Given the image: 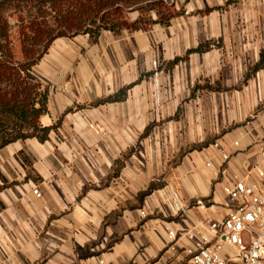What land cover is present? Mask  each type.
Instances as JSON below:
<instances>
[{"label": "crops", "instance_id": "1", "mask_svg": "<svg viewBox=\"0 0 264 264\" xmlns=\"http://www.w3.org/2000/svg\"><path fill=\"white\" fill-rule=\"evenodd\" d=\"M163 7L167 24L57 36L33 66L48 96L41 123L57 127L0 149V264H175L192 242L169 250V231L225 216L230 181L261 180L264 0ZM141 15L160 12H124ZM124 88L123 100L95 104Z\"/></svg>", "mask_w": 264, "mask_h": 264}, {"label": "trees", "instance_id": "2", "mask_svg": "<svg viewBox=\"0 0 264 264\" xmlns=\"http://www.w3.org/2000/svg\"><path fill=\"white\" fill-rule=\"evenodd\" d=\"M29 1L35 3H56L62 4L66 0H0V15L13 9H20L26 6ZM76 3V10L73 13L72 32H89L98 34L102 28L117 29L128 27L131 29L139 28L141 24L155 22L167 24L170 15L162 12L164 0H73ZM134 7L139 10L158 9L160 12L157 20H149L147 17L140 16L135 23H130L124 17V12L128 8ZM57 7H54L56 10ZM103 13V17L100 14ZM102 19H101V18ZM98 21L99 24L94 26ZM32 23L30 24V26ZM26 29V28H25ZM31 30V28L29 29ZM28 30V31H29ZM8 36L6 31H0V38ZM29 34L20 32L21 52L25 57L23 61H15L13 55L16 54L15 47L6 48L0 45V149L9 143L20 139L36 137L40 141H46L49 138L51 130L56 126H44L41 123V116L48 110V96L42 82L33 74L32 68L39 60L41 54L29 57L30 53L28 44L22 42ZM35 35V34H34ZM62 34L58 35L61 36ZM57 37V36H56ZM55 38V37H54ZM53 39V38H52ZM48 46V45H47ZM46 46V47H47ZM11 55H9V54ZM129 88V87H128ZM128 88H124L118 94L97 101L95 104L114 102L123 100L126 97ZM71 108L70 110H72ZM210 141H204L200 144H194L191 149H202L207 147ZM185 151L181 153V156ZM130 152L118 159L112 169L110 176H118L125 160L129 157ZM165 182L152 183L145 194H149L156 188L164 186ZM212 196L204 197L203 202L208 205Z\"/></svg>", "mask_w": 264, "mask_h": 264}, {"label": "built area", "instance_id": "3", "mask_svg": "<svg viewBox=\"0 0 264 264\" xmlns=\"http://www.w3.org/2000/svg\"><path fill=\"white\" fill-rule=\"evenodd\" d=\"M154 65H158L157 60ZM157 82L158 72L155 73ZM261 154L264 157V149ZM222 158L228 162L231 156L225 152ZM255 172L261 178L258 182L240 179L223 186L233 204L225 216L206 217L191 230L169 231V250L177 252L178 241L185 237L192 242L184 246L186 256L175 264H264V163L258 165ZM33 193L42 196L37 185ZM173 199L178 211H184L177 191H173ZM145 214L142 211V215Z\"/></svg>", "mask_w": 264, "mask_h": 264}, {"label": "rangeland", "instance_id": "4", "mask_svg": "<svg viewBox=\"0 0 264 264\" xmlns=\"http://www.w3.org/2000/svg\"><path fill=\"white\" fill-rule=\"evenodd\" d=\"M54 7H57V9L54 10ZM75 10L76 3L73 0H66L62 4L56 3V6L46 2L35 3L29 1L23 8L9 10L6 12L7 15L0 17V31L4 30L8 34V36L4 34L0 38V45L3 44L8 49L15 47L17 52L12 56L13 59L19 62L23 61L25 57L21 52L22 45L20 40V32L23 28L25 34L29 32L26 38L22 40L24 45L26 43L29 46L26 47V49L30 50L27 55L30 57L32 54V56L36 57L37 54H41L45 50L52 38L60 34H74L71 30V23ZM100 16L103 17V13ZM14 19L18 20L16 26H12L10 23ZM99 22L94 26L99 24ZM31 23L32 25L30 26ZM30 28L31 30H29Z\"/></svg>", "mask_w": 264, "mask_h": 264}]
</instances>
